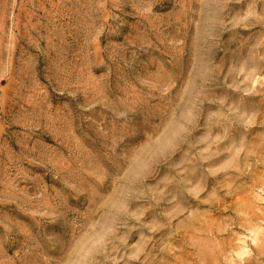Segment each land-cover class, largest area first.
I'll return each mask as SVG.
<instances>
[{"label":"rangeland","instance_id":"374dc122","mask_svg":"<svg viewBox=\"0 0 264 264\" xmlns=\"http://www.w3.org/2000/svg\"><path fill=\"white\" fill-rule=\"evenodd\" d=\"M0 264H264V0H0Z\"/></svg>","mask_w":264,"mask_h":264}]
</instances>
